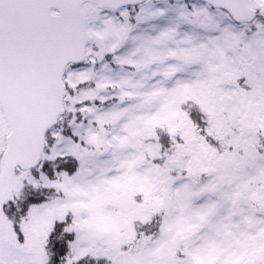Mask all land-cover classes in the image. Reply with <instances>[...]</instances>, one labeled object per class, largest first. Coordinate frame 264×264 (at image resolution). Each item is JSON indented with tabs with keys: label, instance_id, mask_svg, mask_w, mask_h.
Listing matches in <instances>:
<instances>
[{
	"label": "snow or ice",
	"instance_id": "6c2138e0",
	"mask_svg": "<svg viewBox=\"0 0 264 264\" xmlns=\"http://www.w3.org/2000/svg\"><path fill=\"white\" fill-rule=\"evenodd\" d=\"M0 264H264V0H0Z\"/></svg>",
	"mask_w": 264,
	"mask_h": 264
}]
</instances>
